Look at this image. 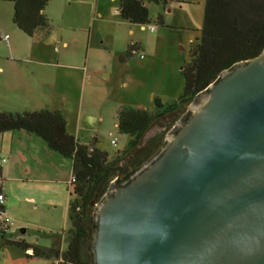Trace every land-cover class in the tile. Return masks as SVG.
Wrapping results in <instances>:
<instances>
[{
    "label": "rangeland",
    "instance_id": "1",
    "mask_svg": "<svg viewBox=\"0 0 264 264\" xmlns=\"http://www.w3.org/2000/svg\"><path fill=\"white\" fill-rule=\"evenodd\" d=\"M120 1L51 0L44 12L52 29L33 38L14 23L13 2L0 1L3 7L0 23L9 28L0 31L8 34V40H0V63L6 69L4 79L10 84L7 88L0 84V111L38 110L53 104L64 111L68 132L82 142L97 137L99 147L108 153L109 159L124 149L129 136L121 134L117 128V111L122 106L153 110L156 98L167 103L179 97L184 86L182 68L190 60L192 43L202 35L206 0H144L152 22L143 28L120 18L117 12ZM158 16L162 17V23L157 20ZM64 41L68 42V48ZM131 43L140 46L144 57L126 54ZM59 54L66 56V60L60 61L62 65L56 63ZM33 72L34 75L30 74ZM44 81L54 82L53 87L44 86ZM191 103L182 112L156 121L144 135L139 149L151 144L148 151L151 154L162 147L166 135ZM111 133L119 138L115 145ZM31 146L32 151L39 152L38 145L32 143ZM54 155L69 161L56 152ZM134 155L127 152L121 165L132 168L138 162ZM55 161L51 166L44 158L23 162L17 157L5 164L6 169L10 165V172L3 173L0 183L7 195L6 214L11 219L13 239L48 248L59 234L61 247L66 248L63 235L70 228L66 185L53 184L57 193L60 192L53 202L50 201L53 193L47 189L50 186L42 189V182L18 179L25 178L28 168L34 177L46 178L52 173L51 178L70 179V169ZM47 166L45 174H49L46 176L42 168ZM23 228L27 230L25 233H22ZM29 251L26 253L12 245L2 246L0 238V264L57 263L44 257H30L27 254L32 250Z\"/></svg>",
    "mask_w": 264,
    "mask_h": 264
},
{
    "label": "water",
    "instance_id": "2",
    "mask_svg": "<svg viewBox=\"0 0 264 264\" xmlns=\"http://www.w3.org/2000/svg\"><path fill=\"white\" fill-rule=\"evenodd\" d=\"M161 149L96 205V264H264V49L201 92Z\"/></svg>",
    "mask_w": 264,
    "mask_h": 264
},
{
    "label": "trees",
    "instance_id": "3",
    "mask_svg": "<svg viewBox=\"0 0 264 264\" xmlns=\"http://www.w3.org/2000/svg\"><path fill=\"white\" fill-rule=\"evenodd\" d=\"M0 1L13 2V21L28 36L33 38L52 29V24L44 12L51 0ZM117 12L120 18L133 24L146 26L152 22L144 0H121ZM157 20L163 22L161 16ZM140 49L138 44L131 43L126 54L131 56L133 51ZM263 49L264 0H206L201 38L192 43L190 60L182 68L184 86L181 94L167 103L156 98L153 110L120 107L116 114V125L121 134L129 136V141L112 159L99 147L97 137L82 142L69 133L67 118L61 110L42 108L16 112L0 111V134L24 131L41 138L50 151L72 161L73 174L68 184L70 228L63 235L65 249L61 247L62 236L59 234L48 248L30 244L24 239L15 240L10 235L9 223H0L1 245L17 246L26 253L32 250L28 256L55 260L56 264H96L94 242L98 222L93 215L95 204L109 191L114 179L117 184L129 181L133 174L154 159L155 154L161 152L160 147L149 154L151 144L138 151L146 132L156 121L182 112L223 71L240 61L256 57ZM189 114L190 112L183 119ZM163 145L165 142L162 147ZM127 152H134L139 156L138 162L132 168L121 165ZM3 179L0 167V182ZM2 189L0 183V194L3 193ZM3 197L6 199L5 193ZM4 213L5 205L0 202V214Z\"/></svg>",
    "mask_w": 264,
    "mask_h": 264
},
{
    "label": "crops",
    "instance_id": "4",
    "mask_svg": "<svg viewBox=\"0 0 264 264\" xmlns=\"http://www.w3.org/2000/svg\"><path fill=\"white\" fill-rule=\"evenodd\" d=\"M2 8L3 7L0 5V9H2ZM143 27L144 26H142V28ZM6 29H9V28L7 26H5L3 23H0V31H4ZM0 35H1V37H3L4 35H8V34H6V33L4 34V32L3 33L0 32ZM64 45L67 48L69 46L67 41H64ZM28 57L30 58L31 56H28ZM1 58L2 57H0V59ZM62 59H63V61H64V59L66 60V56H64L62 54L61 55L60 54L57 55L56 56V63L60 64V61ZM36 61H39V60H36ZM39 62H42V60L39 61ZM49 62H53L54 63L55 61L54 60H51V61L49 60ZM51 65H54V64H51ZM60 65H62V64H60ZM5 74H6L5 66L0 63V84L4 88H7V86H9L10 84L5 81V79H4L5 78ZM30 74L34 75V72L30 73ZM30 81H32V80H30ZM38 81H40V80H38ZM24 83H26V84L29 83V80L26 79ZM43 83H44L43 85L44 86L46 85L47 87H53V85H54V82H50V81H44ZM39 84L41 85L42 82L39 83ZM45 107H49L50 109H53V110H61L62 113L65 115L64 111L61 108L55 107V106H53V104H47V106H45ZM6 111H11V110H6ZM36 138H39V137L27 134L24 131H13V132L2 133L1 137H0V155L6 156L8 158V161H9V159H15L17 157L20 158L23 162H30V160L33 159V158L36 161L44 158V159L48 160V162L50 163L51 166L54 165V162H56L55 160H58V162L61 165H64V166L66 165L67 168H69L70 171H71V177L68 180H65L64 178H61V177L51 178L49 175L53 176V174L52 173L49 174V172H48L49 175L45 174V172L49 169L50 165L47 166V167H43L42 168L44 174L46 176L48 175L46 178L32 176L31 168H28L26 170L25 178H23V177L21 178L20 177L18 179L21 180V182H28L30 180H32L34 182H40V183L42 182L43 184H40L42 189H44L45 186H50V188H47V189H48V191L53 193L52 200H50V201H53V202L57 199L58 195L60 196V192L57 193L58 189L56 187H54L53 184H55V183L63 184V185L65 184L66 185L65 189L67 190V194H68V196L66 198L67 199V217H68V202H69V198H70L69 190H68V184H69V182L71 181V179L73 177V174H72V161L69 158H68L69 161L68 160L64 161L63 159H60V158L56 157V155H54L55 152L50 151L44 141H39V139H36ZM23 140L30 142V144L24 145L23 142H22ZM32 143H35L36 145H38V148H39V152L38 153H37V151H35V152H34V150L32 151V146H31ZM57 154H59V153H57ZM60 156H62V155H60ZM62 158H65V157L62 156ZM40 162H43V161H40ZM48 162H46V163H48ZM46 163H44L43 165H45ZM4 166L2 167V175H4L3 174L4 172L5 173L10 172V168H11L10 165L7 166V169ZM46 183H51L52 185H49V184H46ZM2 188H3L2 189L3 192L6 195V191H5L3 186H2ZM61 190H62V188H61ZM6 198H7V195H6ZM5 201H6V199H5ZM5 201H4V205H5V211H6L7 210V205H6ZM55 207H57V204H55ZM10 223H11V221H10ZM26 231H27L26 229H24V228L22 229V233H25Z\"/></svg>",
    "mask_w": 264,
    "mask_h": 264
},
{
    "label": "built area",
    "instance_id": "5",
    "mask_svg": "<svg viewBox=\"0 0 264 264\" xmlns=\"http://www.w3.org/2000/svg\"><path fill=\"white\" fill-rule=\"evenodd\" d=\"M145 27V26H144ZM151 27V30H155V27L154 26H150ZM3 40H8V35H4L2 37ZM133 54H137L139 55L140 57H144L143 54L140 53V50L139 51H133ZM111 135L113 136L112 138V144H117L119 138L118 136H115L113 133H111ZM8 161V158L4 155H0V167H3ZM4 195V192L2 194H0V202L1 203H4L5 201V197H3ZM10 217L4 213V214H0V223H10Z\"/></svg>",
    "mask_w": 264,
    "mask_h": 264
},
{
    "label": "flooded vegetation",
    "instance_id": "6",
    "mask_svg": "<svg viewBox=\"0 0 264 264\" xmlns=\"http://www.w3.org/2000/svg\"><path fill=\"white\" fill-rule=\"evenodd\" d=\"M153 141H154V140H153ZM155 143H157V141H155ZM145 147H146V145L142 146L141 149H144ZM139 150H140V149H139ZM135 154H136V153H135ZM134 157H135V159H137V157H139V156H138V154H136V155H134ZM113 186H115V179L111 182L110 190L112 189ZM110 190H109V192H110ZM109 192H108V193H109Z\"/></svg>",
    "mask_w": 264,
    "mask_h": 264
}]
</instances>
